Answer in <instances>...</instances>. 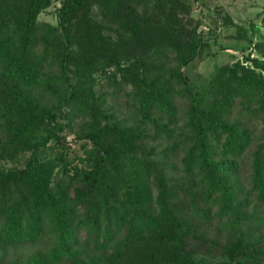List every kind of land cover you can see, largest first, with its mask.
Instances as JSON below:
<instances>
[{
    "label": "trees",
    "instance_id": "obj_1",
    "mask_svg": "<svg viewBox=\"0 0 264 264\" xmlns=\"http://www.w3.org/2000/svg\"><path fill=\"white\" fill-rule=\"evenodd\" d=\"M56 1L57 23L39 22ZM189 10L188 0H0V150L28 153L21 169H0V252L54 233L48 249L11 262L3 252L0 264H264V132L248 213L237 158L253 135L231 119L238 99L264 121V61L247 54L194 83L184 68L203 40L199 20L186 26ZM98 77L131 86L132 123L104 105ZM177 94L187 113L176 131ZM75 115L87 118L75 134L91 148L88 167L70 173L61 132ZM151 139L170 140L163 160Z\"/></svg>",
    "mask_w": 264,
    "mask_h": 264
},
{
    "label": "rangeland",
    "instance_id": "obj_2",
    "mask_svg": "<svg viewBox=\"0 0 264 264\" xmlns=\"http://www.w3.org/2000/svg\"><path fill=\"white\" fill-rule=\"evenodd\" d=\"M188 2L190 3V10L186 16V20L188 19V21H185L186 26L192 27L195 21L199 20L200 23L196 29L203 40L198 50L197 58L191 65L184 68L185 73L189 75L194 83L207 84L218 66L232 65L236 60L245 63L244 59L247 54L250 57L264 61V0H188ZM58 6L59 2L56 1L42 11L38 15L39 22L56 24L58 21L56 8ZM97 11L98 9L95 7L93 12L97 13ZM167 63L168 65L173 64L170 61ZM262 74L264 77V71H262ZM130 89L131 86L127 85L117 90L114 88V84L106 77H98L95 85L96 92L98 94L101 93L104 105L109 108V111L117 118L126 119L128 123L133 122V118L130 115L132 108L128 107V101H126L125 97V93ZM34 93L48 105L53 102L40 87L34 88ZM238 101L236 99L234 102L231 119L241 116L244 124L250 127L253 135L249 147L237 158L239 168L238 174H236V182L241 188L238 198L246 199V205L242 209L250 213L254 210V204L256 203V191L252 188L251 157L252 151L256 148L261 140L260 136L264 132V121L258 115H253L248 111L242 112ZM174 103L177 107V114L170 126L177 131L183 128L186 120L187 99L184 94H177L174 97ZM254 107L255 103L251 102L250 108L253 109ZM59 120L63 121V117L60 116ZM84 120L86 121L87 118L75 115L71 128L67 127L61 132L68 150L70 173L73 172L74 168L88 167L87 162H85V150L91 148V144L84 139L78 138L75 134L76 126ZM169 141L160 139L149 140L148 143L155 146V157L158 160H163L159 153L162 152V147ZM183 154L182 151H179L171 159L179 167L181 166L180 160ZM27 156L28 153L8 154L0 150V169L10 166H16L21 169L25 165L24 160ZM167 175L177 180L183 177L180 172ZM210 207L212 212L216 210V207ZM218 223L219 219L214 217L212 225L207 227L209 237L218 233L216 230ZM44 233L43 236L35 241L8 245L3 250L4 256L2 260L11 262L17 258L22 261L37 251L48 249L54 242V233L49 231L48 228L45 229ZM223 235L225 234L221 235V239H224ZM3 252H0V255H3Z\"/></svg>",
    "mask_w": 264,
    "mask_h": 264
}]
</instances>
